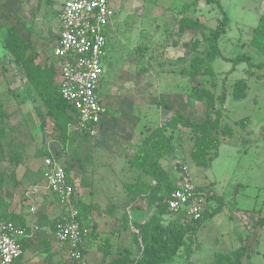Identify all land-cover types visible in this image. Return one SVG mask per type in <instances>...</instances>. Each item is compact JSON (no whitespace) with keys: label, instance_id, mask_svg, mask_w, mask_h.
<instances>
[{"label":"rangeland","instance_id":"374dc122","mask_svg":"<svg viewBox=\"0 0 264 264\" xmlns=\"http://www.w3.org/2000/svg\"><path fill=\"white\" fill-rule=\"evenodd\" d=\"M63 1L0 0V220L25 223V193L42 183L51 150L76 181L83 225L93 226L88 264L137 259L136 224L157 215L164 226H197L167 209L186 171L221 200L167 264H214L241 244L243 264H264V225L256 227L264 218V68L216 58L210 38L222 17L214 0H113L116 25L101 90L109 123L95 136L74 129L75 115L59 97L54 50ZM261 2L220 0L229 18L219 41L226 59L247 55L264 64L251 46L264 16ZM15 54L41 69L54 89L48 100L28 91L27 70ZM194 90L211 92L220 115L212 133L220 146L207 169L191 158L188 125L205 123L208 114L207 98L196 99ZM225 128L231 137L221 135ZM39 205L31 217L40 230L28 239L21 264H73L55 237L66 210L48 199Z\"/></svg>","mask_w":264,"mask_h":264},{"label":"built area","instance_id":"2783aa9c","mask_svg":"<svg viewBox=\"0 0 264 264\" xmlns=\"http://www.w3.org/2000/svg\"><path fill=\"white\" fill-rule=\"evenodd\" d=\"M116 18L113 0H65L60 14V34L54 57L60 71V95L75 111L74 129L82 135L99 133L107 110L101 95L107 57V35ZM68 167L51 151L43 158L44 187L66 210L57 224L55 237L73 264H88L82 250L90 230L79 220L76 208L77 193ZM185 179L171 193L168 210L183 212L190 221L202 219L208 200L214 197L208 188H199L184 171ZM42 186L30 187L25 198L30 202V213L35 214L33 201ZM38 224L17 226L0 222V264H19L24 254L22 241L33 237Z\"/></svg>","mask_w":264,"mask_h":264},{"label":"trees","instance_id":"16d2710c","mask_svg":"<svg viewBox=\"0 0 264 264\" xmlns=\"http://www.w3.org/2000/svg\"><path fill=\"white\" fill-rule=\"evenodd\" d=\"M214 3L218 7L222 17L218 21L217 28L211 33V38H210L213 48L216 51V58L222 59L227 63H231L234 67L246 63L250 67L264 68V64L263 65L252 64L251 58L247 55H240L234 59H226L222 55L221 50L219 48V41L220 38L226 32L229 18L226 12L224 11L220 1L214 0ZM251 46L254 49H256L260 54L264 55V16L260 19L258 26L254 29L253 38L251 40ZM15 55H16L15 56L16 61L18 63L20 62L27 70V77L30 84V88H28V91L29 92L35 91L36 93L38 92L43 99L48 100V97L50 98L51 94H53L52 91L54 89L50 88V85L45 78L44 79L42 78L41 69L33 65L32 64L33 60L29 59V57H24V54H15ZM58 71H59V67H58ZM59 75H60V71H59ZM59 97L63 101V103L73 111L75 115V111L73 110L72 106L69 103H67L61 97L60 94ZM194 97L198 100L207 98L208 114L205 123L201 125H191V124L188 125V127L191 128L192 130L193 137L195 140L191 158L193 163L197 167L207 169L211 166L213 162V158L217 157L216 155H214L213 157L211 155V151L217 150V148H219L220 146V141L217 138L218 134H215V137L212 138L213 126L215 123L214 115L218 117L220 115H219V111L217 110V105H216L217 101L211 92L207 90H203L200 93L198 90H194ZM217 99L223 103L225 100V94H222ZM221 135L224 137H231V133L227 128L222 130ZM50 151L51 150L46 152L45 156H47ZM184 179H185V174L182 180ZM72 183L74 184L73 181ZM75 190H76V186H75ZM217 200L220 201L221 199L219 198L217 199V197H213L210 200H208V204H210L213 201L216 202ZM215 212L216 211L212 212V210H209L207 206L206 211L202 216L201 220L191 221L194 224H197L196 227L193 226L191 228H186L184 225L180 223H173L170 224L169 226H164L163 220L159 216L154 215L147 222L143 224H136L137 233L135 235L134 240L138 246L140 256L137 259H131L128 256H122L114 260L111 264H167L171 262V260L184 247L186 235H188L189 232L195 233L196 231H198L200 222L203 219H205V221L208 220L210 215H213ZM177 215H183L185 218H187L183 212L177 213ZM79 220L82 221L80 217ZM0 222H13L17 226H21L19 225L18 222L13 220H0ZM263 225H264V218H260L256 223V227ZM84 227L89 229L87 226ZM90 229H89L90 235L86 238V240L90 239V237L93 235V226H90ZM82 250L85 253V249L83 248ZM247 256L248 254L246 252L245 246L241 245L240 248L236 252H234L233 255H229V254L220 255L214 264H243V260Z\"/></svg>","mask_w":264,"mask_h":264},{"label":"crops","instance_id":"0c3cea01","mask_svg":"<svg viewBox=\"0 0 264 264\" xmlns=\"http://www.w3.org/2000/svg\"><path fill=\"white\" fill-rule=\"evenodd\" d=\"M220 1V0H219ZM64 2H65V0L63 1V2H59L60 3V14H61V10H62V7H63V4H64ZM262 4H263V6H264V0H263V2H261ZM261 4V5H262ZM113 7H114V9H115V11L117 12V10H116V7H115V3H113ZM115 25H116V20L114 21V23H113V25H112V27L109 29V32H108V35H107V39H108V45H107V54H108V51H109V49L108 48H110V39H109V37H110V35H111V32H112V30L114 29V27H115ZM228 25H229V22H228ZM227 30V29H226ZM59 34H60V28H59V31H58V39H57V43H58V40H59ZM56 46H57V44H56ZM56 46H55V48H56ZM108 59H109V55H107V57H106V60H105V62H104V65H105V63L106 62H108ZM56 60V59H55ZM56 62H57V60H56ZM57 65H58V62H57ZM104 70H105V67H104ZM59 77H60V75H59ZM106 82H107V79H106V72H105V75H104V78H103V80H102V84H101V90H102V88L105 86V84H106ZM103 99V98H102ZM106 110H107V113H106V115H105V117L103 118V120H102V124H101V127H100V130H101V128L104 126V128H106V124L105 123H109L108 121H109V112H108V108L106 107ZM68 169V168H67ZM68 173H69V176H70V179H71V181H73L74 182V185L76 186V181H75V179H74V177L72 176V174L70 173V170L68 169ZM183 179V177L181 178V183H180V185L182 184V180ZM40 186H42V190H41V192H40V194L37 196V198H36V200L35 201H33V205L36 207V211H37V207L38 206H40L39 204H43V202H44V200L45 199H48V200H52V201H55L56 203H57V201H56V198L49 192V191H47L46 189H45V185H44V182H43V180H42V183L41 184H39ZM179 185V186H180ZM35 186V185H34ZM207 186H209L208 188H210V184H208ZM206 187V186H205ZM204 187V188H205ZM200 188H203V187H200ZM207 188V187H206ZM212 189V188H211ZM77 192V191H76ZM214 194V197H217V194L216 193H213ZM216 199V198H215ZM25 200H26V198H25ZM26 202H28V209H27V214H26V221H25V223L24 224H19V225H21V227H24V226H30V225H33V224H36V222H34L33 220H35V219H33L32 220V217L31 216H34L35 214H31L30 213V208H31V205H30V202L29 201H27L26 200ZM216 202L215 201H213V202H211L210 204H208V208H209V210H215L216 209ZM35 218V217H34ZM230 218H231V220H233L234 221V219H233V217H231L230 216ZM28 239L29 238H26V239H24L23 240V247H24V254H23V257H24V255H25V249H26V244H27V242H28ZM89 240L90 239H88V240H86L85 241V243H84V249L86 250V247L87 246H89L90 245V243H89ZM241 245H243V244H241ZM86 252V251H85ZM86 255V254H85ZM23 257L21 258V260H20V262H19V264H21L22 263V260H23ZM86 259H87V261L89 262L90 261V259L88 258V255H86ZM90 263V262H89Z\"/></svg>","mask_w":264,"mask_h":264}]
</instances>
